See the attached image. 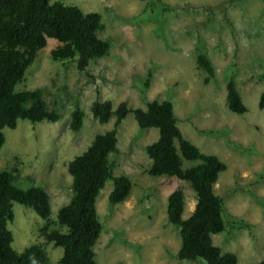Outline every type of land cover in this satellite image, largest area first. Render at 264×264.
I'll use <instances>...</instances> for the list:
<instances>
[{"label": "rangeland", "instance_id": "1", "mask_svg": "<svg viewBox=\"0 0 264 264\" xmlns=\"http://www.w3.org/2000/svg\"><path fill=\"white\" fill-rule=\"evenodd\" d=\"M97 12L99 38L109 42L108 53L79 71L72 60L54 61L50 50L57 40L47 38L15 90L40 88L55 122L18 119L3 128L0 171L14 176L19 188L42 187L50 213L39 217L30 207L13 203L8 224L12 247L21 252L31 244L45 250V264H57L61 247L46 242L40 230L60 229L58 209L71 195L67 163L80 154L96 134L113 126L112 115L99 123L90 113L94 100L119 102L145 109L152 100L172 105L182 137L201 153L215 155L225 165L213 186L222 198L223 230L211 235L221 252L236 256L237 264L264 259V110L258 107L264 91V0H50ZM153 12L143 16L149 4ZM202 49L214 67V78L196 68ZM150 74L147 87L144 81ZM233 77L246 111L227 109L226 81ZM83 112L81 128L69 129L71 112ZM158 137L156 128L140 129L129 112L117 128V152L110 154L113 176L131 183L123 202L111 205L112 179L95 198L101 231L93 246L97 264H205L177 257L178 227L166 217L168 194L178 185L183 192L181 218H187L195 194L186 182L147 173L150 159L144 148ZM197 162L183 160L182 168Z\"/></svg>", "mask_w": 264, "mask_h": 264}, {"label": "trees", "instance_id": "2", "mask_svg": "<svg viewBox=\"0 0 264 264\" xmlns=\"http://www.w3.org/2000/svg\"><path fill=\"white\" fill-rule=\"evenodd\" d=\"M152 2L143 16L153 12ZM97 12H83L76 6L50 0H0V148L4 143L3 128L13 129L18 119L31 123L47 120L55 122L59 114L50 109L40 88L15 90L26 69L34 61L37 52L46 45L47 38L57 40L50 50L54 61L72 60L79 71L93 60L104 57L109 42L98 37L102 29ZM196 68L204 74V81L214 78V67L202 49L195 54ZM150 74L144 86H148ZM227 109L237 115L246 111L242 98L231 76L225 84ZM258 107L264 110V91ZM140 129L156 128L157 139L146 145L144 151L150 159L147 173L151 176L174 177L186 182L195 194L190 215L182 219L183 192L178 185L167 196L166 217L178 227L180 239L177 257L186 261H202L205 264H237L236 256L221 252L211 241V235L223 230L222 198L215 194L213 186L225 165L215 155L201 153L184 139L176 125L172 105L168 101L152 100L145 109L130 108L119 102L112 109L110 100H94L90 113L99 123H106L114 116L113 126L96 134L80 154L67 163L71 176L72 195L56 215L60 229L40 230L46 242L61 247L57 264H97L93 246L97 241L101 223L98 219L95 198L105 181L112 179L113 187L108 195L111 205L123 202L131 183L126 175L113 176L114 163L110 154L117 152V128L129 113ZM83 112L75 108L71 112L69 129L78 131L82 126ZM197 162L182 168V162ZM14 176L0 171V264H45V250L40 244H31L21 252L12 247L13 236L8 224L13 220V203L30 207L39 217L47 219L50 213L48 193L40 186L19 188ZM257 264H264V259Z\"/></svg>", "mask_w": 264, "mask_h": 264}]
</instances>
